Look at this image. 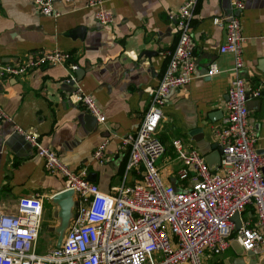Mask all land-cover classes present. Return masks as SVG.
I'll return each mask as SVG.
<instances>
[{
  "label": "crops",
  "instance_id": "obj_1",
  "mask_svg": "<svg viewBox=\"0 0 264 264\" xmlns=\"http://www.w3.org/2000/svg\"><path fill=\"white\" fill-rule=\"evenodd\" d=\"M52 1L56 16L41 14L33 0H0V64H18L44 50L69 52L78 69H83L76 83L92 95L105 121L93 124L86 119L84 107L71 101L75 83L64 65L0 77V107L55 150L71 169L85 168L90 181L111 192L124 179L134 183L140 178L134 171L125 173L127 151L120 147L121 138L138 128L148 109L147 88L157 85L167 61L164 54L176 43L175 24L168 14L176 13L185 0H103L114 17L107 26L94 20L88 0ZM243 1L244 8L234 12L246 37L242 75L249 87L262 86L260 96L248 101V124L257 138V152L264 155V0ZM230 12L229 0H198L196 4L192 21L196 75L168 94L158 129L166 150L156 164L163 180L172 185L180 166L173 139H183L204 157L220 148L213 131L223 125L227 89L234 74L232 55L218 50L225 41V30L213 18ZM212 61L219 72L209 76ZM73 75L76 77L75 72ZM104 139H108L106 159L99 162L92 153ZM175 187L188 188L187 182L177 180ZM63 188L64 179L45 169L43 159L35 156L10 122L0 121V212L14 214L21 197L43 195L39 238L46 244L39 243V253L55 246L54 227L59 220L50 199ZM242 217L255 223L251 204ZM235 234L236 230L227 250L206 258L204 264L257 259L242 249Z\"/></svg>",
  "mask_w": 264,
  "mask_h": 264
},
{
  "label": "built area",
  "instance_id": "obj_2",
  "mask_svg": "<svg viewBox=\"0 0 264 264\" xmlns=\"http://www.w3.org/2000/svg\"><path fill=\"white\" fill-rule=\"evenodd\" d=\"M71 2L72 0H65ZM43 15H58L52 0H33ZM198 0H185L176 13H169L176 29V43L165 52V68L155 87L147 88L150 102L138 128L121 138L120 147L127 151L126 175L134 171L140 178L134 183L125 179L113 191H102L87 179L85 168L71 169L58 153L41 143L39 137L16 124L0 107V121L12 124L34 154L43 159L45 169L64 179V188L74 191V216L59 247L49 246L38 252L42 226L43 195L23 196L14 214L0 212V264H204L206 258L227 250L235 232L234 214L240 227L235 239L245 251L256 255V264H264V155L255 147L256 136L248 124V101L261 94V85L249 87L243 78V46L246 40L238 16L243 0H229L231 12L214 17L213 23L225 30L220 53L233 57V78L227 89L226 115L221 128L213 133L219 141L221 161L211 171L198 149L181 139L172 141L180 166L175 172L186 189H176L163 180L157 159L165 153L158 136L162 107L171 91L188 84L196 75L192 51V21ZM94 20L107 26L113 14L103 0H88ZM64 65L72 72L75 89L70 99L84 107L97 122L101 112L91 94L76 83L78 69L69 52L44 50L18 64H0V77L23 75L33 68ZM219 72L216 62L207 74ZM108 139L98 145L92 158L106 159ZM254 208L256 221L242 217L247 205Z\"/></svg>",
  "mask_w": 264,
  "mask_h": 264
},
{
  "label": "water",
  "instance_id": "obj_3",
  "mask_svg": "<svg viewBox=\"0 0 264 264\" xmlns=\"http://www.w3.org/2000/svg\"><path fill=\"white\" fill-rule=\"evenodd\" d=\"M82 72L83 69L81 68L75 71V81L80 79ZM73 82L74 81H72V83ZM86 119L93 124L96 123V119L88 113L86 114ZM205 161L211 171L216 170L221 161V149H215L212 153L205 157ZM262 171L264 174V167L262 168ZM50 200L57 207L54 211V216L59 220V223L56 227H54V232L57 235L55 246L59 247L62 243L65 231L69 226L70 220L74 216V208L77 202L74 197V191L71 189H62L61 191L53 194ZM232 219L235 222V229L237 230L240 227L239 215L237 213L234 214ZM247 253L252 257L254 256V253L251 251H247ZM235 264H256V259L253 258L249 262L245 263L242 259L238 258Z\"/></svg>",
  "mask_w": 264,
  "mask_h": 264
},
{
  "label": "rangeland",
  "instance_id": "obj_4",
  "mask_svg": "<svg viewBox=\"0 0 264 264\" xmlns=\"http://www.w3.org/2000/svg\"><path fill=\"white\" fill-rule=\"evenodd\" d=\"M176 180H177V177L176 176H174V183H173V186L175 187V184H176ZM176 189L178 188V187H175ZM179 189V188H178ZM45 239V238H44ZM38 243H40V246H44L45 244H46V242L41 238H39V240H38ZM208 264H210V263H208Z\"/></svg>",
  "mask_w": 264,
  "mask_h": 264
}]
</instances>
